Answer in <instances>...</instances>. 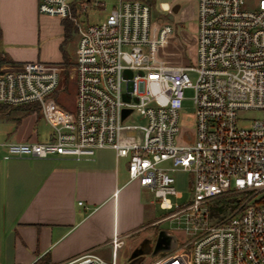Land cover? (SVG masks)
Listing matches in <instances>:
<instances>
[{
	"label": "built area",
	"instance_id": "2783aa9c",
	"mask_svg": "<svg viewBox=\"0 0 264 264\" xmlns=\"http://www.w3.org/2000/svg\"><path fill=\"white\" fill-rule=\"evenodd\" d=\"M37 0L41 15L70 19L100 0ZM164 10H171L167 5ZM195 65L155 57L153 11L144 0H116L107 17L80 32L75 109L58 119L48 100L64 82L63 64H0L1 108L37 104L51 123L46 143L3 142V158L91 160L112 148L128 160L129 182L153 194L178 221L190 264H264V0H198ZM189 72H195V83ZM194 92L192 128L180 123L185 91ZM125 110L130 113L123 117ZM136 116L144 120L135 123ZM188 174L187 189L175 174ZM192 175V177H190ZM90 251L64 264H118ZM162 254V253H161ZM160 254V255H161Z\"/></svg>",
	"mask_w": 264,
	"mask_h": 264
},
{
	"label": "crops",
	"instance_id": "0c3cea01",
	"mask_svg": "<svg viewBox=\"0 0 264 264\" xmlns=\"http://www.w3.org/2000/svg\"><path fill=\"white\" fill-rule=\"evenodd\" d=\"M81 1L73 5L75 13ZM164 4L170 5L162 1V10ZM64 23L39 14L37 0H0V64L61 63L65 57L61 40L49 49L41 46L40 38L45 31L64 33ZM57 92L48 100V109L58 119L67 110L56 103ZM36 112L39 109L1 111L0 122L18 125L0 129V143L52 140L51 123ZM30 114L38 121L42 117L46 124L39 129L24 127L23 120ZM3 155L0 148V264H64L90 251L110 260L115 234L123 240L119 259L127 239L150 218L140 196L148 190L129 182L128 162L112 148L100 149L84 161L5 160Z\"/></svg>",
	"mask_w": 264,
	"mask_h": 264
},
{
	"label": "rangeland",
	"instance_id": "374dc122",
	"mask_svg": "<svg viewBox=\"0 0 264 264\" xmlns=\"http://www.w3.org/2000/svg\"><path fill=\"white\" fill-rule=\"evenodd\" d=\"M104 2L105 6L101 9L88 8L77 14V23H73L68 33H46L41 35L40 43L43 47L47 45L49 49L56 46V41L61 40L60 49L65 53L64 60L60 63L66 68L64 72V82L56 98V103L61 109L69 112L75 109L76 96V79L74 77V63L77 43L80 32L89 24H96L104 20L107 15L114 8L115 0H100ZM153 4V22L155 29V36L157 42L154 45V55L157 60L172 66H187L195 65V56L197 49L198 37V22L197 9L198 0H144ZM162 1H167L172 9L162 10ZM255 0H246L249 5H252ZM178 4L180 6L177 12L173 11V6ZM167 8V5L164 4ZM70 23V19L64 20ZM44 24V23H43ZM45 25V24H44ZM190 80L195 83L197 74L189 72ZM194 92L191 89L185 91L186 100L183 102L180 123L183 127L192 128L194 123L195 106L192 101ZM38 113V114H37ZM42 115V112H36V115ZM132 120L137 124H143L142 118L134 116ZM17 123V122H15ZM24 127L32 126V128H41L46 124L45 119L37 118L30 114L24 120ZM17 124H6L0 122V129L4 131L10 126H17ZM127 162L128 160L125 159ZM177 180V188L185 191L187 189L188 174L179 172L175 174ZM192 177V175H190ZM132 184H138L132 182ZM131 188V187H130ZM141 199L144 202V212L149 218L147 224L136 231L129 239H127V247L119 254L118 264H190L191 250L177 251L172 255L161 254L153 256V250L156 244L158 232L160 230H167L174 234L178 240H185L184 231L179 227L181 224L178 221H166L157 225H152L149 221L155 222L168 214L160 208L159 204L155 202L154 196L149 191L141 193ZM151 200H154L151 202Z\"/></svg>",
	"mask_w": 264,
	"mask_h": 264
},
{
	"label": "water",
	"instance_id": "95a60500",
	"mask_svg": "<svg viewBox=\"0 0 264 264\" xmlns=\"http://www.w3.org/2000/svg\"><path fill=\"white\" fill-rule=\"evenodd\" d=\"M180 6L176 4L173 6V11L177 12ZM130 110H125L123 117H126ZM178 239L176 236L167 230H160L158 232L156 244L153 250V256H159L161 253H172L178 246Z\"/></svg>",
	"mask_w": 264,
	"mask_h": 264
},
{
	"label": "trees",
	"instance_id": "16d2710c",
	"mask_svg": "<svg viewBox=\"0 0 264 264\" xmlns=\"http://www.w3.org/2000/svg\"><path fill=\"white\" fill-rule=\"evenodd\" d=\"M148 4L151 6V8L153 10V4L151 2H149ZM72 26H73L72 22H70V23L65 22L64 23L65 33H68ZM17 108L26 110L27 112H32L35 109H39V106L37 104H30V105L21 106V107H7V106H4V107L1 108V111H12V110L17 109Z\"/></svg>",
	"mask_w": 264,
	"mask_h": 264
},
{
	"label": "flooded vegetation",
	"instance_id": "af4514ba",
	"mask_svg": "<svg viewBox=\"0 0 264 264\" xmlns=\"http://www.w3.org/2000/svg\"><path fill=\"white\" fill-rule=\"evenodd\" d=\"M162 254H165V253H162Z\"/></svg>",
	"mask_w": 264,
	"mask_h": 264
}]
</instances>
